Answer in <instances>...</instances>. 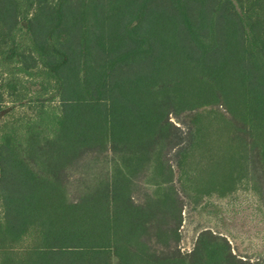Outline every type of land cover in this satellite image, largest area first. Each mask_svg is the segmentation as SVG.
<instances>
[{
    "label": "trees",
    "instance_id": "trees-1",
    "mask_svg": "<svg viewBox=\"0 0 264 264\" xmlns=\"http://www.w3.org/2000/svg\"><path fill=\"white\" fill-rule=\"evenodd\" d=\"M19 40L57 105L1 131L0 264H251L178 246L186 199L236 175L264 200V0H0L1 74Z\"/></svg>",
    "mask_w": 264,
    "mask_h": 264
},
{
    "label": "rangeland",
    "instance_id": "rangeland-1",
    "mask_svg": "<svg viewBox=\"0 0 264 264\" xmlns=\"http://www.w3.org/2000/svg\"><path fill=\"white\" fill-rule=\"evenodd\" d=\"M20 28V38L24 39L25 24L22 23ZM23 45V40H19L18 48L11 47L4 56V70L10 69L11 74H1L0 70V84L4 91V103L0 107V135L4 126L23 129L33 120L37 107L57 105L56 92L51 85L47 86L43 80L36 77L35 71L26 76L18 73V66L15 64L17 59L10 57L14 55H11L13 50L19 52ZM202 112L203 110H198L186 113L178 119L172 118V121L183 132H187L190 120ZM171 159L176 173V186L181 191L179 174L174 167V152ZM233 180L234 184L225 186L218 194L185 200L178 247L181 252H189L198 233L210 230L225 237L232 252L239 258L251 264H264V200L246 179H238L235 175ZM67 187L69 198L74 200L77 197L74 178L68 181ZM143 187V192L144 189L150 192L151 189ZM111 264H117L116 259H112Z\"/></svg>",
    "mask_w": 264,
    "mask_h": 264
}]
</instances>
